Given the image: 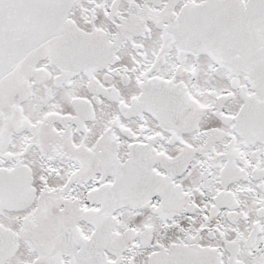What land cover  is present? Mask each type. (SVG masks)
<instances>
[{
    "label": "snow or ice",
    "instance_id": "6c2138e0",
    "mask_svg": "<svg viewBox=\"0 0 264 264\" xmlns=\"http://www.w3.org/2000/svg\"><path fill=\"white\" fill-rule=\"evenodd\" d=\"M0 264H264V0H0Z\"/></svg>",
    "mask_w": 264,
    "mask_h": 264
}]
</instances>
